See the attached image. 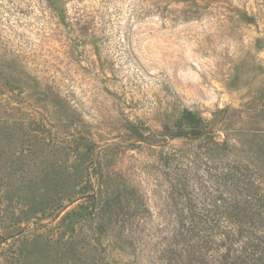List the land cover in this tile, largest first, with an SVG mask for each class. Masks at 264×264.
Segmentation results:
<instances>
[{
  "label": "rangeland",
  "instance_id": "374dc122",
  "mask_svg": "<svg viewBox=\"0 0 264 264\" xmlns=\"http://www.w3.org/2000/svg\"><path fill=\"white\" fill-rule=\"evenodd\" d=\"M142 1L0 0V264H195L168 248L174 184L218 245L264 212V0ZM185 112L217 152L177 135ZM45 193L65 209L37 212ZM254 224L231 258L264 262Z\"/></svg>",
  "mask_w": 264,
  "mask_h": 264
},
{
  "label": "trees",
  "instance_id": "16d2710c",
  "mask_svg": "<svg viewBox=\"0 0 264 264\" xmlns=\"http://www.w3.org/2000/svg\"><path fill=\"white\" fill-rule=\"evenodd\" d=\"M203 2L209 0H143L142 2ZM190 19V18H188ZM185 123L190 127V130L187 132L178 131L177 135H182L189 137L191 140H205L209 143L208 151L217 152L220 148L218 143L215 141L214 134L215 131L211 127L210 123L205 121L203 118L196 116L191 112H185L183 115ZM235 170V169H234ZM179 181V180H178ZM237 182H241L237 180ZM244 183V182H243ZM179 188L178 185L173 186L174 196V206L177 208V219H178V228L175 227L173 231L172 243L168 248H173L174 246H179V244L185 245L188 244L192 250L199 254V257L196 259L195 264H248L247 259H244L243 256L238 258H231L230 252L234 250L235 247L244 248L240 243L248 242L253 237H251L250 229L256 220L264 221V212H258L259 214H247L244 212L236 213L235 216L238 222L242 225L236 229H229L226 231L223 236L220 238L218 245V221L214 220L213 215L202 214L201 211H198L199 203L198 198L193 194V191L190 188L185 186ZM248 190L256 189L259 185L256 183H247ZM74 195V194H73ZM45 201L40 203V208L37 209V212L46 213L53 212L65 209L63 206V198H59L58 194L54 197L50 193H45ZM71 197V196H70ZM70 200V199H69ZM254 201L263 203L262 209H264V198H247V201ZM72 201V200H70ZM248 203V202H247ZM241 204V203H240ZM238 204V205H240ZM179 206L181 209H178ZM79 215L75 212L72 215H68L67 218L76 219ZM246 236L244 237V235ZM44 236V235H42ZM187 238V239H186ZM226 246L227 253L221 258L217 257L218 248ZM181 251H184L183 248ZM166 257H168L167 264H177L173 260L174 250H166ZM235 252V250H234ZM168 253V255H167ZM204 255V256H201ZM209 256L206 258L205 256ZM236 255V254H235ZM171 257V258H170ZM244 259V260H242ZM263 257L257 256V262H262Z\"/></svg>",
  "mask_w": 264,
  "mask_h": 264
}]
</instances>
